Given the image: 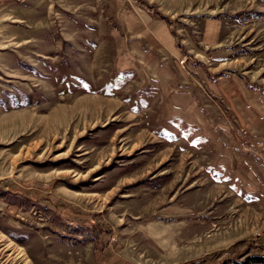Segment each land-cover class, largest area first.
<instances>
[{"label": "rangeland", "instance_id": "374dc122", "mask_svg": "<svg viewBox=\"0 0 264 264\" xmlns=\"http://www.w3.org/2000/svg\"><path fill=\"white\" fill-rule=\"evenodd\" d=\"M129 12L170 27L179 85L203 94L202 69L234 72L264 112V0H0V264L264 257L249 123L222 102L212 114L247 132L248 168L215 152L208 123L159 126L165 78L125 64Z\"/></svg>", "mask_w": 264, "mask_h": 264}, {"label": "crops", "instance_id": "0c3cea01", "mask_svg": "<svg viewBox=\"0 0 264 264\" xmlns=\"http://www.w3.org/2000/svg\"><path fill=\"white\" fill-rule=\"evenodd\" d=\"M151 17V15L131 12L125 14L122 17L125 23V38L120 43V47L124 52L125 64L133 61L137 66L136 70H140V75L149 73L157 79L165 78L159 97L161 98L158 109V117L161 121L159 126L208 123L206 138L213 144L215 152L218 155H225L233 166L248 168L244 160L247 153L239 148V143L245 138L238 133V128L230 124L227 117L213 118L212 114L215 109L220 108L219 102L226 103L227 108L233 111V121L238 127H244L249 123V140L252 142V149L264 155V112L256 107L260 104L244 95L243 85L234 72L220 71L208 66L205 67L207 70L202 71V69L200 78L205 86L202 85L203 94L198 91L196 83L198 85L200 83L194 82V77L193 79L190 77V83L183 79L180 81L182 84H189V87L181 86L178 81L170 78L171 62L181 59L183 54L170 27L163 20H152ZM212 34L214 37L217 33L209 31V35ZM214 40L209 43L212 48L218 46V41ZM205 90L208 91L209 96L206 95ZM120 260L126 262L125 258ZM125 262L119 264H126Z\"/></svg>", "mask_w": 264, "mask_h": 264}, {"label": "trees", "instance_id": "16d2710c", "mask_svg": "<svg viewBox=\"0 0 264 264\" xmlns=\"http://www.w3.org/2000/svg\"><path fill=\"white\" fill-rule=\"evenodd\" d=\"M241 243H237V245H234L231 250L237 248V246L241 245ZM253 258V259H252ZM252 262H259V263H263L264 262V257L262 256H254V257H251V258H248L246 261L244 262H241V263H237V264H250ZM196 263V262H195ZM195 263H192V264H195Z\"/></svg>", "mask_w": 264, "mask_h": 264}, {"label": "built area", "instance_id": "2783aa9c", "mask_svg": "<svg viewBox=\"0 0 264 264\" xmlns=\"http://www.w3.org/2000/svg\"><path fill=\"white\" fill-rule=\"evenodd\" d=\"M239 132H240L242 135H245V134L247 133V132L244 131L243 129H240ZM241 146H242V147H245V143H244V142L241 143Z\"/></svg>", "mask_w": 264, "mask_h": 264}]
</instances>
